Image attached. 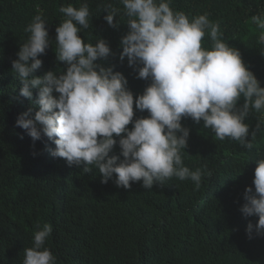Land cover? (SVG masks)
<instances>
[{
  "label": "trees",
  "instance_id": "obj_1",
  "mask_svg": "<svg viewBox=\"0 0 264 264\" xmlns=\"http://www.w3.org/2000/svg\"><path fill=\"white\" fill-rule=\"evenodd\" d=\"M82 3L89 6V27L79 35L92 44L103 38L111 49L97 63L123 73L134 98L151 82L137 78L139 65L120 60L121 38L128 32L120 0H0V264H22L37 226L45 223L53 229L45 246L56 264H264V235L253 232L249 239L246 234L247 223L255 225L258 216L246 218L240 211L246 187L254 191L255 162L264 159V112L250 111L245 120L250 150L229 138L216 139L203 121L182 119L190 135L181 154L185 166L201 170L198 188L190 179L175 177L152 189L142 181L129 189L117 187L115 175L102 183L98 170L83 173V165L54 158L51 140L42 136L33 141L13 121L22 85L12 62L30 35L25 27L40 14L49 34L50 45L39 57L43 64L35 75L62 72L66 65L56 58L55 29L66 16L59 9ZM170 6L190 19L206 14L219 23L224 41L240 51L264 87V44L251 22L253 15H264V0H171ZM113 9L118 10L117 27L104 19ZM211 44L206 32L202 45ZM32 92V100L24 97L31 106L22 113L31 109L34 116L38 89ZM243 102L241 98L238 107ZM134 112V119L148 115L135 105ZM111 154H119L118 145Z\"/></svg>",
  "mask_w": 264,
  "mask_h": 264
},
{
  "label": "clouds",
  "instance_id": "obj_2",
  "mask_svg": "<svg viewBox=\"0 0 264 264\" xmlns=\"http://www.w3.org/2000/svg\"><path fill=\"white\" fill-rule=\"evenodd\" d=\"M120 2L128 18L120 60L126 57L130 67L139 65L137 78L151 81L144 92L134 98L123 73L97 63L112 54L110 46L103 38L85 43L79 33L89 27V6L68 4L60 7L66 19L55 29L56 58L66 70L35 75L43 64L39 57L50 45L49 34L40 14L24 29L30 35L12 62L22 85L21 101L12 107L13 121L33 141L42 136L51 140L54 158L65 159L69 166L83 165V173L98 170L102 183L115 175L117 187L129 189L142 181L145 189H152L175 177L190 179L198 188L203 174L185 166L181 154L190 135L182 119L203 121L216 139L229 138L250 150L245 120L250 111L264 112V87L240 51L224 41L219 23L206 14L190 19L174 10L171 0ZM117 11L104 17L111 27L118 26ZM251 22L264 44V15H253ZM206 32L210 48L202 45ZM32 89H38L34 116L31 109L22 113L31 106L24 97L32 100ZM241 98L244 102L238 107ZM134 105L148 115L134 119ZM117 145L119 154L110 155ZM255 163L254 191L246 187L240 208L246 218L258 216L255 225L251 221L246 225L249 239L253 232L264 235V159ZM52 231L48 223L37 226L22 264H56L55 255L45 246Z\"/></svg>",
  "mask_w": 264,
  "mask_h": 264
}]
</instances>
